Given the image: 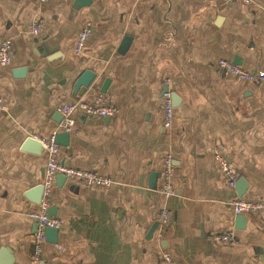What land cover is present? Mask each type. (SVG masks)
<instances>
[{
    "label": "crops",
    "instance_id": "0c3cea01",
    "mask_svg": "<svg viewBox=\"0 0 264 264\" xmlns=\"http://www.w3.org/2000/svg\"><path fill=\"white\" fill-rule=\"evenodd\" d=\"M74 1L0 0V44L13 43L12 64L0 68V264H31L34 250L31 215L39 204L27 195L42 185L47 156L23 151L24 142L59 133L58 108L98 94L118 113L77 114L60 160L114 184L55 180L50 215L62 227L40 264H162L164 248L179 264H264V212L236 215L231 205L236 198L264 202V82H242L218 67L226 60L264 73V0H91L83 8ZM35 22L37 37L29 33ZM88 23L92 34L77 56ZM125 37L132 43L122 54ZM86 70L96 80L76 97L74 84ZM166 79L177 99L170 129L162 113ZM221 146L245 189L226 187L214 156ZM168 153L177 195L165 201ZM163 207L173 223L152 232ZM231 229L236 244L209 241Z\"/></svg>",
    "mask_w": 264,
    "mask_h": 264
},
{
    "label": "built area",
    "instance_id": "2783aa9c",
    "mask_svg": "<svg viewBox=\"0 0 264 264\" xmlns=\"http://www.w3.org/2000/svg\"><path fill=\"white\" fill-rule=\"evenodd\" d=\"M39 4H46L50 0H35ZM229 5L241 3L242 5H253L252 0H226ZM91 23H88L84 30L77 38L75 53L77 56L82 55L86 43L92 34ZM29 33L35 37L41 35V25L37 22L29 26ZM12 39H5L0 44V68H6L12 64ZM218 67L221 72L235 77L237 80L252 84H260L264 82V73H254L244 69L242 66L236 65L226 60H220ZM165 90L162 95V113L163 124L165 129H170L173 125L175 117V108L173 103L172 82L166 79L164 82ZM4 106V99L0 97V111ZM58 112L62 116L60 124V132L71 133L76 125L75 116L82 114L86 117L111 118L118 113L117 108L113 105L110 97L104 94H98L91 101H75L70 104L61 105ZM55 135L48 139L40 140L44 146L47 156L45 178L42 183V198L36 212L31 216L37 221V232L34 238V250L31 257V264H40L42 261L44 246L47 243L46 231L48 229H60L62 221L49 214L52 205V191L56 177L64 176L67 180L77 183L85 187H105L108 188L114 184V181L100 173L92 170H84L72 168L64 165L60 160V147L55 143ZM215 160L222 174L226 187L234 190L239 181V174L230 163L225 154L223 146L214 150ZM174 177V159L172 154L168 153L164 156L163 168L161 171V187L160 194L165 201H169L177 195L173 184ZM233 211L236 215L257 216L264 212V202L251 201L243 198H236L231 202ZM1 212V208H0ZM157 226L159 231L170 227L173 223V217L167 207L161 208L157 215ZM211 243L220 246H231L237 243V234L233 229L223 233L211 235L209 237ZM162 264H179L173 253L164 248L161 250Z\"/></svg>",
    "mask_w": 264,
    "mask_h": 264
},
{
    "label": "water",
    "instance_id": "95a60500",
    "mask_svg": "<svg viewBox=\"0 0 264 264\" xmlns=\"http://www.w3.org/2000/svg\"><path fill=\"white\" fill-rule=\"evenodd\" d=\"M91 4V0H75L74 1V7L75 8H83V7H87ZM132 43V38L131 37H125L123 39L121 48H120V53L124 54L130 47ZM58 56V55H57ZM18 73H20V75L22 76L25 73V70L22 71H18ZM97 75L91 71V70H86L84 73H82L78 79L76 80L75 84H74V96H78L81 97L84 95V93L92 86V84L94 83V81L96 80ZM107 83H109V80L106 81V84L104 85L101 93H106L107 92ZM173 101H177L176 97H174L173 95ZM62 118V116H61ZM70 140H71V134L70 133H66V132H59L55 135V143L56 145H58L59 147H64L67 148L70 145ZM22 150L33 154V155H40L42 154L45 149L43 144L41 143L40 140L35 139L34 137H28L26 139V141L23 144ZM61 180V181H66V178L62 175H59L56 177V180ZM241 188V190H243V188L245 189L247 187L245 180L240 178L238 183L236 184L235 188ZM42 192H43V187L42 185L30 192L27 197L29 200H31L33 203L35 204H39L42 198ZM243 192V191H241ZM242 196V195H241ZM53 209L49 210V214H51V211ZM238 224H240L241 219L237 220ZM245 222V221H243ZM157 228V225H154V228L152 229V232ZM152 232L150 233V236L152 234ZM58 235H59V230L58 229H48L46 231V240L49 243L52 244H57L58 242Z\"/></svg>",
    "mask_w": 264,
    "mask_h": 264
}]
</instances>
